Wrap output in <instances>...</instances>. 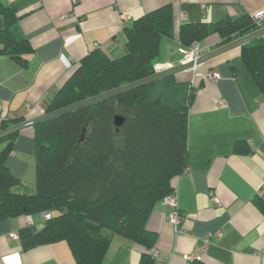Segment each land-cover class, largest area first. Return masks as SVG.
I'll return each instance as SVG.
<instances>
[{"label": "crops", "instance_id": "obj_1", "mask_svg": "<svg viewBox=\"0 0 264 264\" xmlns=\"http://www.w3.org/2000/svg\"><path fill=\"white\" fill-rule=\"evenodd\" d=\"M3 1L17 10L16 27L33 51L27 54V64L0 56V125L5 116L29 119L47 112L80 60L96 48L121 54L125 27L146 12L166 4L173 11L174 38L162 41L156 59L160 70L185 60L186 49L175 39L182 23L234 19L264 10V0ZM4 25L0 18V29ZM217 40L213 36L203 41V53L219 47ZM210 69L221 77L205 79L192 101L188 168L175 182L185 220L178 230L168 219V207L162 201L156 204L147 222L157 236L149 250L153 264H189L194 259L208 264H264V214L255 202L264 190V97L240 47L182 74L191 73L198 82L200 74ZM27 104L33 106L28 113ZM34 133V127L20 131L6 160L21 181L19 191L36 190ZM240 140L249 153H236ZM6 143L0 139V149ZM44 223L42 212L0 220V264H77L66 241L26 249L20 234L12 236L25 227L40 229ZM143 252L138 243L114 235L102 264H138Z\"/></svg>", "mask_w": 264, "mask_h": 264}, {"label": "trees", "instance_id": "obj_2", "mask_svg": "<svg viewBox=\"0 0 264 264\" xmlns=\"http://www.w3.org/2000/svg\"><path fill=\"white\" fill-rule=\"evenodd\" d=\"M0 56L27 64L33 51L17 26V10L0 0ZM251 14L214 22H185L175 38L188 49L216 36L219 46L252 31ZM170 4L146 12L126 26L123 52L96 48L74 67L47 111L67 106L156 71L164 38H174ZM202 47V46H201ZM242 59L264 97V37L240 47ZM212 70V69H210ZM183 73V72H182ZM182 73L33 126L36 190L19 191L21 181L7 166L19 132L1 140L0 220L50 211L43 227L20 231L26 249L66 241L77 264H102L112 236H124L144 248L138 264H153L149 250L157 236L147 227L156 204L176 190V178L188 168V117L204 83ZM26 114V113H25ZM125 117L122 126L115 116ZM27 116L3 117L0 130ZM238 154L251 151L244 141ZM264 191V190H263ZM255 202L264 214V192ZM169 209V208H168ZM189 264H208L194 259Z\"/></svg>", "mask_w": 264, "mask_h": 264}, {"label": "water", "instance_id": "obj_3", "mask_svg": "<svg viewBox=\"0 0 264 264\" xmlns=\"http://www.w3.org/2000/svg\"><path fill=\"white\" fill-rule=\"evenodd\" d=\"M261 37H264V26L258 29H253L252 31L240 36L239 38H236L226 44H223L215 49H212L206 53L201 54L199 57H197L195 60H187L183 61L177 65H174L172 67L160 69L156 71L155 73L146 76L144 78L125 83L123 85H120L118 87H115L113 89L101 92L99 94L93 95L91 97L85 98L83 100L74 102L72 104H69L64 107H60L58 109H54L52 111H47L42 115H39L37 117L25 119L21 122H17L9 127L3 128L0 130V139L13 134L15 132L22 131L26 128L33 127L36 125H39L41 123L47 122L49 120H52L54 118H57L59 116H62L64 114L76 111L78 109L88 107L91 105H94L96 103L114 98L120 94L126 93L128 91H131L133 89L139 88L141 86L159 81L161 79H164L166 77L176 75L191 69H195L197 66L227 52L234 48L241 47L242 45H245L247 43L253 42L256 39H259ZM125 122V117L121 115L115 116V124L117 126H122Z\"/></svg>", "mask_w": 264, "mask_h": 264}, {"label": "built area", "instance_id": "obj_4", "mask_svg": "<svg viewBox=\"0 0 264 264\" xmlns=\"http://www.w3.org/2000/svg\"><path fill=\"white\" fill-rule=\"evenodd\" d=\"M72 1L76 2L77 0H72ZM251 16L253 17V20L255 23L254 29H258L264 26V10L255 11L251 14ZM185 53H186V59L184 61L193 60V59L195 60L197 57L203 54V48L200 46L198 42H194L188 49L185 50ZM202 74H204L208 79H211L214 81L220 79L221 77V75L215 72L214 70H207L201 73L200 75L202 76ZM194 80H196L195 77H192L193 82ZM32 108L33 106L31 104H27L26 112L28 113L29 111H31ZM214 200L217 205L221 204L220 200L217 197H214ZM162 202L169 208L167 216L170 222H172L178 230L182 229L181 223L185 219V216L183 215L182 212H180L176 190L166 195L162 199ZM42 214L45 219L51 217L50 211H44L42 212ZM12 236L14 238H19V233L13 232Z\"/></svg>", "mask_w": 264, "mask_h": 264}, {"label": "rangeland", "instance_id": "obj_5", "mask_svg": "<svg viewBox=\"0 0 264 264\" xmlns=\"http://www.w3.org/2000/svg\"><path fill=\"white\" fill-rule=\"evenodd\" d=\"M124 18L126 17V15H124L123 16ZM185 59H186V53H185ZM159 70V69H158ZM187 74V73H186ZM182 75H185V74H182ZM190 75H191V73H190ZM190 75H185V76H179V77H182L181 79H188V78H190L191 76ZM202 76L203 77H205L206 78V80H208V78L204 75V74H202ZM191 81H192V78L190 79ZM209 80H211V79H209ZM195 82H196V80H194ZM264 192V191H263ZM185 220V219H184ZM183 220V221H184ZM170 221V220H169ZM183 221H182V223H183ZM172 223V222H171ZM182 223H181V226H182Z\"/></svg>", "mask_w": 264, "mask_h": 264}]
</instances>
